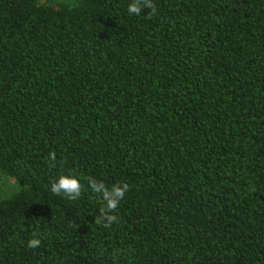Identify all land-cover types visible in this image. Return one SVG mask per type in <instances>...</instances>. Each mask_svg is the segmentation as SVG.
<instances>
[{
    "label": "trees",
    "instance_id": "16d2710c",
    "mask_svg": "<svg viewBox=\"0 0 264 264\" xmlns=\"http://www.w3.org/2000/svg\"><path fill=\"white\" fill-rule=\"evenodd\" d=\"M128 2L0 0V264H264V0Z\"/></svg>",
    "mask_w": 264,
    "mask_h": 264
},
{
    "label": "clouds",
    "instance_id": "9594fccd",
    "mask_svg": "<svg viewBox=\"0 0 264 264\" xmlns=\"http://www.w3.org/2000/svg\"><path fill=\"white\" fill-rule=\"evenodd\" d=\"M145 8L155 10L152 0H129L127 4V12L130 16L140 15L142 9ZM52 158H55L54 155ZM82 179L83 177L80 174L71 169L66 172L62 171L51 181L50 191L55 195H63L71 200H76L82 194ZM87 183L90 192L96 194L101 201V207L98 208L99 219L97 223L102 222L105 227H108L114 222H117L118 217L115 215V212L129 190L128 183L117 181L109 185L103 180L92 176L87 177ZM40 243V239L35 235L28 241L29 246L32 248H36Z\"/></svg>",
    "mask_w": 264,
    "mask_h": 264
},
{
    "label": "rangeland",
    "instance_id": "374dc122",
    "mask_svg": "<svg viewBox=\"0 0 264 264\" xmlns=\"http://www.w3.org/2000/svg\"><path fill=\"white\" fill-rule=\"evenodd\" d=\"M20 189L19 184L12 178L0 174V199L6 198Z\"/></svg>",
    "mask_w": 264,
    "mask_h": 264
}]
</instances>
